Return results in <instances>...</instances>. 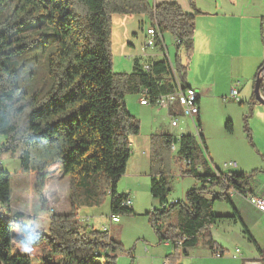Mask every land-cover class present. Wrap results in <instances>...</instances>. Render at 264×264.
Returning <instances> with one entry per match:
<instances>
[{
    "label": "trees",
    "instance_id": "16d2710c",
    "mask_svg": "<svg viewBox=\"0 0 264 264\" xmlns=\"http://www.w3.org/2000/svg\"><path fill=\"white\" fill-rule=\"evenodd\" d=\"M198 12L187 13L175 2L151 5L149 0H0V158L19 152L20 170L34 175L41 206L45 205L46 179L67 177L70 203L69 213L51 214L47 231L41 233L27 224L32 219L12 211L11 174L0 163V264H115L121 243L106 230L79 225L77 217L80 209L101 207L107 197L111 216L135 214L131 207L121 206L126 196L116 191L131 155V138L140 130L125 97L141 89L148 91L151 101L171 94L178 88L175 76L181 87H187L184 78L193 56ZM113 14H145L159 33L178 40L174 66L166 57L144 62L134 58L129 73L114 72L110 53ZM156 47L163 51L161 39ZM16 59L21 62L12 68ZM145 63L148 70L143 69ZM41 68L49 87L29 95L20 84L21 72L25 69L27 78H35ZM260 92L264 97V75ZM244 122L251 140L247 116ZM225 129L232 131L231 121L225 122ZM199 139L201 146L189 134L150 136L149 192L160 205L145 214L151 227L160 240L178 241L186 255V249L210 236L216 220L231 218L240 222L264 264V251L230 197L231 191L246 193L258 170L216 174L204 159L201 132ZM172 144L188 166L184 174L198 185L186 192L184 201L169 203L171 189L161 154L171 151ZM216 201L228 203L233 215H215L212 205ZM173 212L174 224L170 223ZM24 245H32L31 250L24 252ZM209 245L212 251L221 250L212 241Z\"/></svg>",
    "mask_w": 264,
    "mask_h": 264
},
{
    "label": "rangeland",
    "instance_id": "374dc122",
    "mask_svg": "<svg viewBox=\"0 0 264 264\" xmlns=\"http://www.w3.org/2000/svg\"><path fill=\"white\" fill-rule=\"evenodd\" d=\"M191 1L193 2V7L190 0H182V2L189 4L187 5L192 9V13L198 9L204 14L203 16L207 18L213 19L215 17L212 16V14L215 13L214 11L206 9L208 3H202L201 0ZM149 2L151 5H154L155 1L149 0ZM256 11L260 13L254 11L253 14L254 18L258 21V28L260 31V50H254L256 48H253L255 53L254 56L242 55L239 50L227 46L226 53L212 55L216 63L222 64L212 73L210 63L206 67L202 65L201 70L199 64V69L196 68L193 70L188 68L184 78V83L190 84L193 86L192 88H197L198 94L199 90H201L202 102L208 105L209 120L205 130H202L205 138L203 142L206 148L204 159L210 167L216 166L218 170L221 169L224 162L231 161L234 155L242 153L240 151L238 152L241 147L246 146L247 149L254 154L258 153L257 147L258 149L260 148V144H256L257 142L254 138L249 140L247 132L245 133L244 131V117H248V128L250 130V120L252 119L255 122L260 119L258 116L254 115L256 111L253 109L254 104L250 102L251 98H249L248 103L246 101L238 103L230 99L229 91L230 85L233 82H244L242 73L245 71L250 74L251 96L253 92L252 85H254L258 70L257 66H259L254 65V67H252L254 63L252 59L258 58V64H263L264 62V35H262L264 14L260 9L256 8ZM200 12L196 15L199 16L198 18L201 17ZM196 23L195 28H197V31L204 32L205 30L200 31L199 22L197 21ZM149 24L148 16L145 14L112 15L110 53L111 65L114 72H130L132 68V59L135 56L140 58V62H144L147 58H150L147 56L148 54H153L151 58L155 60L162 57V53L158 49L150 47L144 48V44L147 41L146 30ZM206 35H208V33ZM163 39V44L166 48L164 51L168 53L169 60L174 64L176 51L175 40L169 33H165ZM246 57H248L246 62L247 66L252 67L250 70L241 67V61ZM209 58L210 57L206 55L204 60H209ZM19 62H21V59H16V61L13 60L11 67L15 68ZM25 69H28V66ZM25 69L21 72L20 84L27 94L31 95L36 90L47 89L49 87V81L44 77V68L39 69L35 78H27ZM209 81L214 83L215 87L207 94L205 90L206 87L202 85H206ZM138 98L140 99L139 93L126 95L125 97L126 106L129 107V109H127L129 113L138 119L140 130L137 136V144L135 146L130 145L131 155L126 166V172L118 180L116 185L118 194L128 195V198L131 199V208L133 207L132 209L135 214L130 216L119 215V222L109 224L111 216L109 212V198L107 197L105 198L104 204L97 209H80L77 217L78 224L84 226L86 223L87 226L95 230H100L103 228L102 226L107 227L109 236L121 243V250L117 252L115 264H163L164 262L168 264H243V260L248 259V250L252 247L248 244L246 239L243 243H239L231 237H224L221 245L224 249V253L221 257H216L200 242L195 247L186 249L188 255H184L178 241L173 243L170 239L160 240L156 235L145 214L152 209H160V205L149 192V177L147 176V178H145L143 175H137L138 173L133 169V167H138L137 165L140 158H142L143 162L145 160L148 161L146 164H150V149L141 147L147 142L146 137H149L154 130H164L171 133L173 136H178L183 130V132L193 135L200 146L201 143L191 123L185 124L184 127L173 128L170 126V118L164 109L155 106H146L142 108L139 106L137 101ZM227 118H230L233 122V135H228L223 130L224 122ZM182 120H184V118ZM2 142L3 138L0 137V144ZM143 152L144 154H142ZM161 155L164 163L163 172L168 176L171 189L168 202L177 200L184 201L186 192L197 186L198 183L193 177L184 174L188 166H186L184 161L178 158L176 152L164 151V154ZM18 158V151L16 153L9 152L3 154L0 158L3 170L11 174L12 211L15 213H22L32 219L28 220L27 224L33 225L41 233H44L48 229V220L51 214H56L57 212V214L65 215L70 211L68 199L69 179L60 175H50L45 181V185L47 186L46 192L43 194L44 189L42 192L45 205L41 206L35 192V177L32 174H26L20 170V161ZM134 163L136 166H133ZM198 166L200 165H197V167ZM156 168L160 167L157 166ZM198 170L201 171L199 167ZM143 171L148 173L150 169L144 166V169L140 172ZM251 172L252 169L248 171L247 174ZM261 173L264 175V172ZM254 180V185L256 183L260 184L263 181V176H257ZM49 201L50 206H48ZM218 203L215 204V210L218 209ZM94 211L99 214L89 213ZM87 212L90 217L88 221L85 220L87 222H83V217L86 216ZM176 221V213L173 212L170 223L174 224ZM262 225L264 229V222ZM220 234H222L221 231ZM259 238L260 243L263 245L264 231ZM236 249L240 250L242 256L238 254L235 256ZM35 262L36 261H34V264Z\"/></svg>",
    "mask_w": 264,
    "mask_h": 264
},
{
    "label": "crops",
    "instance_id": "0c3cea01",
    "mask_svg": "<svg viewBox=\"0 0 264 264\" xmlns=\"http://www.w3.org/2000/svg\"><path fill=\"white\" fill-rule=\"evenodd\" d=\"M154 4L161 3V2H175L180 5V7L183 9V11L187 13H192V9L188 7L186 2H182V0H154ZM202 3H208L207 8L210 11H214L215 13L212 14V16H215L213 19L207 18L203 16L204 14L200 12V18L199 16H196L197 13H195V26L196 22H199V27L200 31L205 30L204 32H199L197 31V28H195V33H194V51H193V56L191 59V63L189 65V68L191 69H196L199 68L200 70L202 69V65L206 67L210 63L211 67V73L220 65V63H216L212 57V55L217 54V53H226V47L230 46L232 48H235L240 51L242 55L246 56H254V50H260V31L258 28V21L254 18L253 14L254 11L257 9L262 10L264 14V0H201ZM191 4L193 3L190 0ZM193 7V4H192ZM217 12V13H216ZM259 13V12H257ZM260 14V13H259ZM264 16V15H263ZM208 33V35H206ZM165 34V33H164ZM163 34V35H164ZM235 37H234V36ZM262 35H264V24H263V31ZM238 36V37H237ZM173 37V36H172ZM229 40V41H227ZM253 48H256L253 50ZM222 49V50H221ZM264 52V51H263ZM209 56V60H204L205 56ZM138 58L139 57H134ZM133 58V59H134ZM132 59V62H133ZM248 57L244 58L243 61H241V67L250 70L254 65H261L258 64V58H253V66H247ZM257 60V61H256ZM264 63V62H263ZM257 66V67H259ZM198 68V69H199ZM132 69V68H131ZM131 71V70H130ZM129 73V72H128ZM257 75V73H256ZM242 78L244 79V82L240 81H235L230 85L229 91L231 92V89L234 87L236 88L237 91V96H236V102L242 103L246 101L248 103L249 98H251L252 104H254L253 109H255L256 114L254 113L255 116H258L260 119L258 121L250 120V134H251V139L254 138L255 141L257 142L256 144L259 145V149L257 147V154L252 153L247 149L246 146L241 147L238 152H242L240 154H236L233 156V160L224 162L221 169L218 170L216 166H213V170L215 173H225V172H237V173H247L248 171L253 170H258L255 175H253L252 182L246 191V193H239L236 191H231L230 192V197L232 199L233 205L239 215V217L242 219L243 223L247 226L248 230L250 231L251 235L255 239L257 245L264 251V244L262 245L260 243V236L262 235V232L264 231L262 223L264 222V214L261 213L259 210H257L255 207L249 204L248 202V196L251 195H260L264 197V175H262L261 172H264V105L259 104L256 102V99L253 100L254 93L252 92L250 96V74L246 73L243 71L242 73ZM252 79V78H251ZM187 86L193 87L190 84L186 83ZM206 87V92H210L212 89H214L215 85L214 83H211L210 81L206 85H202ZM254 88V85H252ZM195 89V88H194ZM197 89V88H196ZM198 90V89H197ZM255 97V96H254ZM230 99H232L230 97ZM247 99V100H246ZM234 100V99H233ZM138 103H139V98H138ZM127 105V104H126ZM140 107L145 108L146 106L152 107L153 105H140ZM198 106H199V114L195 121L199 124L200 126V132L202 133V130H205L207 122L209 120L208 118V105L203 104L202 99H201V90H199V101H198ZM129 109V107H127ZM131 114V113H130ZM226 121H231L232 123V131L228 132L225 129V122ZM182 122L180 124V127H184L185 124H190L192 122L190 119H184L180 120ZM224 122L223 130L226 132L228 135H233L234 134V125L233 122L230 118H227ZM192 126V125H191ZM160 133H168L171 134L167 131L164 130H154L151 132L150 136L153 134H160ZM181 134H187L183 132ZM179 134V135H181ZM133 136L131 138V145L135 146L137 144L138 138L137 136ZM172 135V134H171ZM178 135V136H179ZM203 135V133H202ZM149 137L147 138V142L145 143L144 138L143 141L145 145L143 147L151 148L150 146V140ZM204 141V135L202 136ZM244 153V154H243ZM262 153V154H260ZM144 154V152L142 153ZM262 157H260V156ZM212 161V160H211ZM148 161H142V158H140L138 167H133V169L138 173L137 175L144 176L147 178L149 177V187H150V175L149 171L148 173L146 171L140 172L144 169L145 167H150V164H146ZM128 163V162H127ZM145 163V164H144ZM227 163H232V165L226 166L225 164ZM262 165V166H261ZM133 166H136L135 163ZM199 169L202 171L201 166H198ZM257 176H263V181L260 184H255L254 185V179ZM47 180V179H46ZM147 180V179H146ZM263 184V185H262ZM46 185L44 188V193L46 192ZM128 196V195H126ZM178 201V200H177ZM172 202V201H171ZM169 202V203H171ZM176 202V201H174ZM219 202V203H218ZM173 203V202H172ZM218 203V209L215 210V204ZM224 205H222V204ZM48 206H50V201ZM133 208V207H132ZM97 209V208H95ZM212 212L217 215V216H230L233 215V211L231 206L223 201H216L212 205ZM89 213H94V214H99L98 212H89ZM57 214V212H56ZM111 216V215H110ZM90 216L88 215V212L86 213V216L83 217V222H87L88 218ZM87 220V221H85ZM119 222V221H118ZM112 223H117V222H112L110 219L109 224ZM85 226L86 223H85ZM100 230H106L107 227L102 226ZM210 231V236L209 237H204L201 239L200 243L203 244L208 248L210 253L213 255L215 251H212L209 248V242L212 241L216 244L217 247H219L224 253V249L221 246L223 238L225 237H231L233 240L239 243H243L246 237L244 236L242 232V226L240 222L237 220L231 219V218H222L219 220H216L213 226L209 229ZM220 231L222 234H220ZM260 234H259V233ZM258 233V234H257ZM247 241V239H246ZM248 242V241H247ZM248 244L251 247L248 251V259L243 260V264H246L247 262L251 261H259V254L255 250V247L248 242ZM239 250V249H238ZM240 252V250H239ZM186 255L187 252H186ZM237 254L235 253V256ZM234 256V257H235ZM239 256H242L241 252ZM236 258V257H235ZM260 262V261H259Z\"/></svg>",
    "mask_w": 264,
    "mask_h": 264
},
{
    "label": "built area",
    "instance_id": "2783aa9c",
    "mask_svg": "<svg viewBox=\"0 0 264 264\" xmlns=\"http://www.w3.org/2000/svg\"><path fill=\"white\" fill-rule=\"evenodd\" d=\"M146 37L147 41L144 44V48L150 47L153 49H158L156 47V42L157 40L161 39L162 44L164 43L163 39V34L159 33L155 26L149 24L148 29L146 30ZM175 43L178 44L179 41L175 40ZM164 46V44H163ZM164 49L165 46H164ZM160 51L162 53V59L163 57H166L168 61L171 63V66L173 67L174 64L169 60L168 58V53L165 51ZM148 57H152L153 54H148ZM144 70L149 69V65L146 63L143 65ZM176 84L178 88L175 90V92L167 95H160L158 97H155L154 100H150L148 96V91L146 89H141L140 91V99H139V104L140 105H153L157 108L164 109L167 112V115L170 118V126L173 128H178L180 127V119H190L192 122L191 125L195 128L198 136L200 133V127H198L197 122L195 119L197 118L199 114V106H198V101H199V94L197 93V90L187 86V87H181L179 84V80H177V77L175 76ZM237 96V91L236 88H232L230 92V97L234 100H236ZM178 137V136H176ZM171 151L175 152L176 151V144L171 145ZM226 166L232 165V163H227L225 164ZM248 202L250 205L255 207L257 210H259L261 213L264 214V197L260 195H251L248 196ZM121 206L124 207H131L132 206V201L128 196L121 202ZM112 222H118L119 218L118 216H111L110 217ZM236 254H240L239 250H235ZM214 256L216 257H221L223 255L220 251H215L213 253ZM163 264H168L167 262H164Z\"/></svg>",
    "mask_w": 264,
    "mask_h": 264
},
{
    "label": "water",
    "instance_id": "95a60500",
    "mask_svg": "<svg viewBox=\"0 0 264 264\" xmlns=\"http://www.w3.org/2000/svg\"><path fill=\"white\" fill-rule=\"evenodd\" d=\"M263 75H264V65L261 68V71L256 75V79L254 82V88H253V93H254L256 102L262 105H264V97L261 95L260 85L263 79ZM246 264H262V263L259 261H251V262H247Z\"/></svg>",
    "mask_w": 264,
    "mask_h": 264
},
{
    "label": "clouds",
    "instance_id": "9594fccd",
    "mask_svg": "<svg viewBox=\"0 0 264 264\" xmlns=\"http://www.w3.org/2000/svg\"><path fill=\"white\" fill-rule=\"evenodd\" d=\"M31 248H32V245H24V246H22V250H23L24 252H28V251H30Z\"/></svg>",
    "mask_w": 264,
    "mask_h": 264
}]
</instances>
